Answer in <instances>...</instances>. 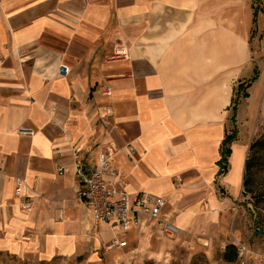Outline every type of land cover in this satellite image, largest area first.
I'll return each instance as SVG.
<instances>
[{"label":"crops","instance_id":"1","mask_svg":"<svg viewBox=\"0 0 264 264\" xmlns=\"http://www.w3.org/2000/svg\"><path fill=\"white\" fill-rule=\"evenodd\" d=\"M255 1L0 0V250L49 260L108 247L115 234L78 197L75 168H95L104 148L130 193L166 199L168 222L221 207L251 143L236 140L218 176L232 99L256 71L236 120L243 105L251 116L264 109ZM18 180L32 188V212L16 204Z\"/></svg>","mask_w":264,"mask_h":264},{"label":"rangeland","instance_id":"2","mask_svg":"<svg viewBox=\"0 0 264 264\" xmlns=\"http://www.w3.org/2000/svg\"><path fill=\"white\" fill-rule=\"evenodd\" d=\"M245 110L243 105L236 121L241 146L264 133V109L252 116ZM241 159V156L234 158L229 176L231 194L223 192L225 201L221 207L199 211L189 225L178 226V231L171 235L166 230L157 231L160 226L150 219L153 223L147 222L128 234L125 247H112L113 238L106 235L108 247L95 255L39 260L0 250V264H264V231L256 227L253 213L261 214L264 223V170L254 173L257 187L255 192L247 193L245 172L239 169ZM232 243L238 246L239 254L236 260L227 261L224 252Z\"/></svg>","mask_w":264,"mask_h":264},{"label":"built area","instance_id":"3","mask_svg":"<svg viewBox=\"0 0 264 264\" xmlns=\"http://www.w3.org/2000/svg\"><path fill=\"white\" fill-rule=\"evenodd\" d=\"M63 68L68 73L69 68ZM112 93L111 87L105 88L104 94ZM106 113L110 115L112 110L108 108ZM21 132L31 134L34 131L22 129ZM113 153L108 148L102 149L95 168L88 167L82 160L75 161L79 183L78 197L88 204L96 225L104 224L114 232L112 247L127 246L128 234L140 227L143 218L158 222L159 232L166 230L170 235L177 232L178 226L164 217L163 209L167 204L164 197L145 192L132 194L126 189L125 177L112 161ZM59 169L63 173L68 167L64 165ZM31 190L25 180L17 181L14 192L16 204L26 212H32L34 208L35 199Z\"/></svg>","mask_w":264,"mask_h":264},{"label":"trees","instance_id":"4","mask_svg":"<svg viewBox=\"0 0 264 264\" xmlns=\"http://www.w3.org/2000/svg\"><path fill=\"white\" fill-rule=\"evenodd\" d=\"M258 72H255V75L252 79L247 81L246 83L240 84L235 92L232 99V127L228 129L226 132V136L221 144V159L218 161L219 172L218 176H225L229 170V158L232 153V145L238 139V127L236 114L238 105L242 97H248V92H242L243 89H247L251 86V84L257 79ZM258 170H264V133L260 135L256 140L252 141L249 145L248 156L245 162V173H244V187L245 192L253 193L258 183L256 182V178L254 173L258 172ZM254 213V221L256 227L260 230L264 231L263 216L258 212ZM257 213V214H256ZM239 254L238 246L236 244H230L226 247L224 252V259L227 261H234L237 259Z\"/></svg>","mask_w":264,"mask_h":264}]
</instances>
